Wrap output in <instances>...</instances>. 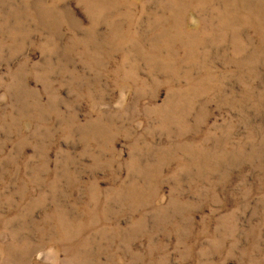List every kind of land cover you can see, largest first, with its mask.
Listing matches in <instances>:
<instances>
[{
    "label": "rangeland",
    "instance_id": "374dc122",
    "mask_svg": "<svg viewBox=\"0 0 264 264\" xmlns=\"http://www.w3.org/2000/svg\"><path fill=\"white\" fill-rule=\"evenodd\" d=\"M0 264H264V0H0Z\"/></svg>",
    "mask_w": 264,
    "mask_h": 264
}]
</instances>
